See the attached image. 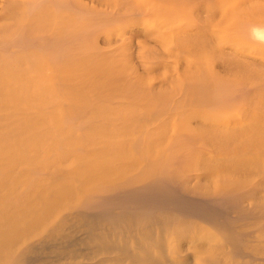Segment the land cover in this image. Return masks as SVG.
<instances>
[{
  "label": "bare ground",
  "instance_id": "obj_1",
  "mask_svg": "<svg viewBox=\"0 0 264 264\" xmlns=\"http://www.w3.org/2000/svg\"><path fill=\"white\" fill-rule=\"evenodd\" d=\"M211 2L190 10L206 26L196 71L175 64L155 91L125 88L130 67L115 90L131 53L0 54V264H264V0ZM40 6L71 10L24 7Z\"/></svg>",
  "mask_w": 264,
  "mask_h": 264
},
{
  "label": "rangeland",
  "instance_id": "obj_2",
  "mask_svg": "<svg viewBox=\"0 0 264 264\" xmlns=\"http://www.w3.org/2000/svg\"><path fill=\"white\" fill-rule=\"evenodd\" d=\"M27 1L0 0V54L12 52L16 56L24 53H33L44 56L39 59L42 62L86 61V59L77 58L53 60L50 58V55L53 53L54 55H84L86 53V46H91L99 52L108 51L116 55L112 61H115L114 65H117L123 61L122 56L124 53H131L127 59L128 65L125 62L122 65L120 64L124 68L120 69V66L114 68L111 65L109 72L112 69H116L113 70L115 73L113 74L112 72L111 76L108 74L109 72L106 73L107 67L104 68L106 71L104 69L100 70L101 73L103 71L106 75L110 76V79L115 80L113 84L120 82L116 78L121 80L119 86L118 84L117 86L112 85V87H116V89L114 88L115 90L119 89V91L124 90L118 87L123 88L122 80H126V77H124L126 75L125 69L128 72L127 69L129 67L131 71L127 74V78L135 76L132 78L133 81H130L131 78L129 77V83L123 80V84L124 82L126 83L124 87L131 90L134 84L135 87L138 85L136 90L140 88L141 91L144 88V85L142 86L143 82L151 81L154 87L153 90L155 91L159 87L162 88V84L165 83L163 80L166 76L168 78L172 75L169 79L174 78L172 80H176V74L178 73L179 76L180 71H174L175 74H173V70H177V67L173 68V70L172 67H175L177 64H179L177 65L179 69L182 67L183 71L184 69L185 71L186 69L189 71L188 63H183L184 61H190L189 67L193 65V69L190 71H196L194 64L199 63L201 53L199 49L200 32L206 26L201 22L203 16L199 14L195 15V13L190 14V10L191 8L193 10L197 6V3L201 1L206 2V0H63L65 5L71 7V10L62 9L53 11L48 9V6H40L31 14L25 11L24 6ZM208 2L212 3L211 0H208ZM77 14L81 15L78 17ZM205 21L207 23L209 20ZM179 22H182L180 24L181 27L179 26ZM144 30L146 31V35H144ZM22 31L24 34H22ZM169 32H175L174 41L170 44L162 42L155 45L150 40V36L161 37L163 35L164 37ZM17 37H22L23 40L20 42L14 41L13 39ZM42 45L64 47L66 50L61 51L60 54L50 50L43 51L39 49ZM167 50L168 54L165 52ZM139 56H143L148 62L153 56H161L160 60L163 62V66L161 63L158 66L159 69L155 67L151 74H144L137 64ZM108 61L112 62L111 59L106 57V63L104 62L106 66L108 64L110 66L111 64ZM181 63H183L182 65L187 63V67L184 68L185 66H181ZM169 65H171V68ZM122 70H124L125 74H123ZM132 71L133 73H131ZM185 71L181 72V78L185 77V74H188ZM164 73L166 76L163 78ZM168 73L170 74L168 75ZM121 74H123V79H120ZM137 74H139L138 78ZM109 76L103 77V80L104 78L106 79L102 85L106 88L111 87V85H106ZM160 77L162 78L160 79ZM135 79L136 82L134 81ZM158 79L163 80L160 83ZM114 80L108 81V83L111 84ZM127 83L128 86L132 83L131 87L129 86L130 88L126 87ZM173 83L175 90L180 89L178 82L174 81ZM112 87L109 89H113ZM106 90L109 92L108 89ZM104 92L106 91L104 90ZM0 110L5 113L9 111L5 96L3 101L0 102Z\"/></svg>",
  "mask_w": 264,
  "mask_h": 264
}]
</instances>
